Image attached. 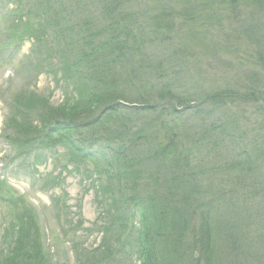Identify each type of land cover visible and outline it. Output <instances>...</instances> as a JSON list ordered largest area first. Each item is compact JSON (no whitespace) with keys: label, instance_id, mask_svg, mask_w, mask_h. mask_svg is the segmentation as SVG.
<instances>
[{"label":"trees","instance_id":"trees-1","mask_svg":"<svg viewBox=\"0 0 264 264\" xmlns=\"http://www.w3.org/2000/svg\"><path fill=\"white\" fill-rule=\"evenodd\" d=\"M30 13L33 28L20 9L11 23L62 100L18 97L6 138L94 165L81 176L101 238L74 246L76 264H107L133 237L138 264H264V0H38ZM221 56L220 82L201 64ZM25 219L0 264H50Z\"/></svg>","mask_w":264,"mask_h":264},{"label":"rangeland","instance_id":"rangeland-1","mask_svg":"<svg viewBox=\"0 0 264 264\" xmlns=\"http://www.w3.org/2000/svg\"><path fill=\"white\" fill-rule=\"evenodd\" d=\"M2 2L3 0H0V46L5 45L6 41L8 43L6 50H3L0 55V252L5 249L9 251L13 248L9 242L6 246L3 245L2 240L4 237L10 242L12 239L14 240L17 235V228L14 231L11 229H13V225L17 224V216L34 218L35 215L34 220L30 222L26 218L27 228L35 227L38 228L39 232H32L31 230L29 238L31 240L39 238L38 241L42 247L48 246L44 251L47 260H49L48 263L76 264L75 254L83 249L90 250V247L98 246L101 238V235L92 230V223L96 217V204H93L96 197L93 196L92 188H87V182H84L77 173L62 171V165H67L68 161L71 160L65 159L63 155L57 156L61 159V162L58 161L57 164L61 168L56 167L53 159L52 161H45L44 164L37 165L33 169L30 168L32 160L35 161V158H39L46 152L53 154V149L33 147L35 150L30 154L6 162L10 157H13L14 151V147L8 141L5 143L3 136L12 133L7 129L8 119L14 114L11 107L12 103L9 104V102L11 100L14 102L16 97L30 88L32 90L27 92H34L43 97L47 96L55 106L60 101V92L55 89L53 81L46 75H40L34 79V75L30 74L27 66L30 60H27L28 63L23 62V56L29 52L28 43H22L21 40L15 42L17 35H13L11 38L10 34L3 35L5 28H11L8 13L12 6L8 2L4 4ZM196 39L199 41H192L199 48L205 43L209 45L213 42L210 37ZM194 54L196 55L194 59L196 62L203 58L198 50H195ZM228 59L229 57L221 56L216 63H212L206 57L201 65L203 69L207 67V62L210 66H214L216 68L215 75L221 82L225 78V73L228 74L227 77H232V73L227 68ZM184 77L181 76L180 78ZM252 108V106L246 107L244 113L247 117L254 112ZM146 116L147 114L143 117ZM101 146L102 144H99V147ZM56 147V151L59 152L63 149L59 143L56 144ZM92 167L90 162L85 161L78 171L85 175L84 168L91 169ZM72 169L73 166H68V170ZM50 173L59 177L58 180H62L60 187L49 189L51 179L49 177L47 179L41 178H45V175ZM124 245V251L112 256L107 264H138L134 253L136 249L134 237L127 239ZM74 246H79L76 253L73 252ZM244 255L245 257L251 256L249 254ZM100 264H106V262Z\"/></svg>","mask_w":264,"mask_h":264}]
</instances>
